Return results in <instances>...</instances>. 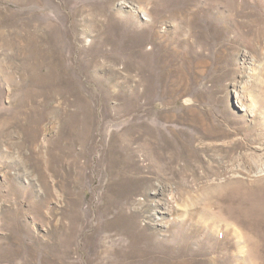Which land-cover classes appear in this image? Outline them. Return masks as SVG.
<instances>
[{
    "label": "rangeland",
    "instance_id": "rangeland-1",
    "mask_svg": "<svg viewBox=\"0 0 264 264\" xmlns=\"http://www.w3.org/2000/svg\"><path fill=\"white\" fill-rule=\"evenodd\" d=\"M262 87L264 0H0V264H264Z\"/></svg>",
    "mask_w": 264,
    "mask_h": 264
},
{
    "label": "bare ground",
    "instance_id": "bare-ground-1",
    "mask_svg": "<svg viewBox=\"0 0 264 264\" xmlns=\"http://www.w3.org/2000/svg\"><path fill=\"white\" fill-rule=\"evenodd\" d=\"M253 69H255V68H253ZM251 71H253V70H251ZM260 75H263V73H260L259 76H260ZM258 88H259V86H258ZM262 91H263V93H264V87H262ZM258 103H259V96H258ZM238 107H239L240 109H242V111H246V109H247V108L245 107L244 104L242 105V104H240V103H238ZM263 165H264V163H263L260 167H259V166L257 167V172H258L259 174H262V173L264 172V166H263ZM159 193L162 194L163 191H162V190H159V191L157 190V195H159ZM161 194H160V195H161Z\"/></svg>",
    "mask_w": 264,
    "mask_h": 264
}]
</instances>
